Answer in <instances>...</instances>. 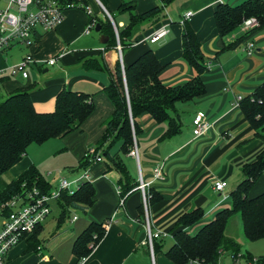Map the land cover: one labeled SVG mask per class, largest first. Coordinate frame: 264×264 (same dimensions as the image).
<instances>
[{
	"label": "crops",
	"instance_id": "crops-1",
	"mask_svg": "<svg viewBox=\"0 0 264 264\" xmlns=\"http://www.w3.org/2000/svg\"><path fill=\"white\" fill-rule=\"evenodd\" d=\"M130 1H134L133 13L136 15L156 7H161L163 12L156 22L147 23L139 28L132 45L121 49V57L116 49L104 48V44L101 43L102 35L99 47L81 49L78 46L84 36L88 37L91 34H85L89 18L82 11H76L77 8L67 10L63 22L56 29L43 33L37 48H28L31 50L28 54H33L35 60L44 61V56L39 55V52L44 46L45 34L48 33L55 41L53 52L55 57L64 54L53 66L67 58L62 72L52 81L46 82V86L44 83L40 85L35 83L31 86L35 109L40 113L54 111L55 106L52 102L57 94L66 88L92 95L96 111L98 100L104 98L100 95H106L104 88L111 81V73L116 63L120 61L123 66L129 65L148 49L155 52L164 66L160 78L166 86L186 84L196 76L194 68L182 56L184 24L180 19L188 12H192L193 16L187 23L201 42L208 67L202 76L205 94L192 101L177 104L182 130L171 138L161 139L167 127L165 124L157 123L149 114L145 113L138 118L141 128L136 137L139 158L130 154L122 156L130 182L137 186L124 200L121 199L118 184L120 173L116 170L107 171L105 160L94 163L89 171L91 183L95 188L94 204L88 209L78 206L63 211L58 200L53 202L51 215L40 228L38 248L29 249L28 240L32 235L10 251L5 264H78V259L73 254V245L79 235L93 222L103 224L106 234L80 264H174L165 253L174 243L173 235L178 218L193 208L204 210V218L188 229V232L194 235L204 224L213 220L220 210L230 207L232 205L230 194L238 185L242 166L252 162L263 149L262 142L256 137L253 127L242 112L239 99L251 95L264 84V27L236 49L225 50L244 34L243 26L222 38L215 21V11L219 4L236 6L246 0H172L169 3L162 0H106L107 6L102 4L112 15L113 11L108 5L119 11L123 2ZM125 23L121 22L119 26L124 27ZM163 27L168 29V34L151 43L149 37ZM150 45L157 46L152 48ZM250 45L253 47L251 54ZM10 52L7 53L8 56ZM3 58L0 55V61ZM92 59H97L103 67L86 68L85 62ZM5 68L7 66L0 67V70ZM31 68L48 72V69L41 67L40 64ZM11 80L0 84L8 87L6 96L19 87L30 86L20 84L21 86L10 87ZM23 80L31 81V75L29 79ZM112 111L114 112V108L108 109L102 119L101 137L107 120L113 114ZM200 112L206 115L210 127L205 134L196 137L193 133V121ZM88 120L81 131L60 139H65L67 146L72 141L81 140L82 138L75 137V134H84ZM98 142L94 146L90 145L88 149L95 147ZM120 148L121 144L118 143L111 152L117 153ZM104 149L105 147L99 153ZM27 155L28 151L21 162L0 175V195L13 180L34 165ZM82 155L83 152H79L78 162ZM158 168L161 169V177L157 178L155 170ZM82 171L71 169L64 178L74 180ZM60 180L53 181L51 185L56 187ZM219 180L227 182L226 188L220 192L215 189V182ZM233 180L236 182H232ZM141 181L147 185L146 195L154 192L159 197L150 204L148 202L147 213L141 209L143 205V192L139 189ZM232 183L237 185L232 188ZM263 192L264 175L256 182L250 195L256 197ZM3 218L4 213L0 211V222ZM147 221L153 232L162 234L157 239L156 249L148 244ZM51 222L53 226L45 240L43 234ZM241 262L233 261V264ZM221 264H224L223 259Z\"/></svg>",
	"mask_w": 264,
	"mask_h": 264
},
{
	"label": "trees",
	"instance_id": "trees-1",
	"mask_svg": "<svg viewBox=\"0 0 264 264\" xmlns=\"http://www.w3.org/2000/svg\"><path fill=\"white\" fill-rule=\"evenodd\" d=\"M100 1L107 6L106 0ZM61 2L79 4L82 10L88 7L87 0ZM133 4L134 1L123 2L119 8L121 14L130 13L129 23L124 27H120L112 15L118 28V37L107 17L105 21L90 17V23L96 19L97 24H100V35L108 37L107 43L103 45L106 50L116 49L118 43L123 50L130 47L139 28L156 22L163 12L161 7H156L136 15L133 13ZM251 17L258 19L259 27L245 32L225 50L236 49L264 27V0H246L236 6L224 3L217 6L215 21L222 38L233 33ZM182 56L196 71V76L184 85L166 86L160 78L164 66L155 52L148 49L132 63L124 65V68L118 61L111 73L109 85L104 88L114 106V112L105 124L101 139L93 148L100 152L105 147L100 154L107 164V171L116 170L120 173L118 184L122 200L137 186L130 182L122 156L130 153L141 132L138 118L145 113L149 114L157 123L167 127L161 139L171 138L182 130L177 104L192 101L205 94L202 76L208 67L201 42L187 21L184 22L182 34ZM85 66L103 67L97 59L86 61ZM6 80L10 78L2 79L3 82ZM30 88L31 86L19 87L0 101V175L21 162L32 144H43L51 139L81 131L84 123L95 112L92 95L63 88L56 96L54 111L40 113L35 109ZM239 105L256 137L262 142L263 149L252 162L242 166L244 178L230 194V207L220 210L213 220L204 224L194 235L188 229L204 218V210L193 208L178 218L173 235L174 243L165 253L174 264H221L225 253L230 254L234 262L239 255L247 262H252L254 256L242 253L237 240L226 234L229 222L236 214L240 215L242 231L248 241L264 240V192L256 197L250 195L256 182L264 175V84L251 95L244 97ZM118 143L121 144L120 150L112 153L111 150ZM95 160L96 156L91 159L83 156L79 162L80 169L90 168ZM33 188L42 193H50L54 188L35 165H31L7 186L0 195V205L15 196H26ZM147 197L149 204L159 198L154 192L147 193ZM58 201L63 211L78 206L88 209L95 202V188L91 182H83L73 194L63 191ZM141 209L144 211L143 205ZM40 228L41 225L28 240L30 250H36L40 245ZM105 234L104 225L93 222L79 235L73 245V254L77 257L78 264L92 253ZM156 247L157 240H154L153 248ZM257 258L258 264H264V256Z\"/></svg>",
	"mask_w": 264,
	"mask_h": 264
},
{
	"label": "built area",
	"instance_id": "built-area-1",
	"mask_svg": "<svg viewBox=\"0 0 264 264\" xmlns=\"http://www.w3.org/2000/svg\"><path fill=\"white\" fill-rule=\"evenodd\" d=\"M106 17L114 26L118 37V28L114 22L111 13L106 9L100 0H97ZM166 2L167 0H162ZM4 7H0V54L9 53L17 47L37 48L39 39L45 32L52 31L60 25L67 10L80 8L79 4L62 3L61 0H5ZM3 0H0V5ZM88 10V7L86 8ZM91 10H88V15ZM193 16L192 12L186 13L181 17V22L184 24ZM97 21L94 19L86 28L85 34L89 35L96 28ZM244 33L259 27V21L255 17L246 19L243 24ZM168 29L163 27L149 37L151 43L159 41L168 34ZM118 51L121 57V47L118 43ZM252 45L249 47V54L252 52ZM64 54L55 58L37 61L33 54H27L23 57L20 63L0 70V84L2 79L12 78L20 75L22 79H29V68L34 65L53 66L57 60L63 57ZM124 68V66L122 65ZM241 98L239 99V102ZM193 133L196 137H200L207 132L210 127L206 115L202 112L198 113L193 121ZM132 157L139 158L137 143L129 153ZM96 156V162H101L104 158L94 148L88 149L84 157L89 159ZM90 168L84 169L81 175L74 179L68 180L62 178L59 184L54 187L50 193H42L39 189L33 188L26 196H15L10 200L3 202L0 205V211L4 213V218L0 222V264H5L6 258L10 251L19 243L31 236L39 225H42L51 215L52 203L57 201L63 191H68L73 194L83 182H91ZM155 176L161 177V169L155 170ZM73 186H76L74 189ZM146 184L140 182L139 189L143 192V206L147 213L148 197L146 195ZM227 186V182L219 180L215 182L216 191H223ZM123 203V202H122ZM148 244L153 247V241L159 239L162 234L153 232L149 221H147ZM243 259L238 256L235 262ZM245 259V258H244ZM246 260V259H245ZM195 264H202L195 262ZM248 264H258V258L254 257L252 262Z\"/></svg>",
	"mask_w": 264,
	"mask_h": 264
},
{
	"label": "rangeland",
	"instance_id": "rangeland-1",
	"mask_svg": "<svg viewBox=\"0 0 264 264\" xmlns=\"http://www.w3.org/2000/svg\"><path fill=\"white\" fill-rule=\"evenodd\" d=\"M88 2V10H91V14L88 15V10H80L77 8L76 11H82V13H85V15L90 19L96 18L98 21H105L106 15L105 12L102 10L100 4L97 0H87ZM6 4L5 0H3V3L0 5V7H4ZM109 8L113 11L112 15L115 16L116 21L118 24L121 22H126L125 25L129 23L130 15L128 13H120L117 10H113L110 5H108ZM90 24V21L88 22L87 26ZM87 28V27H86ZM49 32V31H48ZM91 35L84 36V39L80 41L79 47L81 49L85 48H95V46L99 47L100 44V33L95 31V28L91 31ZM48 36L47 38H45ZM44 37V46L42 47L41 51L39 52V55L44 56L45 60H49L52 58H55L54 52V45L55 41L51 39L48 35V33L45 34ZM152 48H155L157 45H150ZM121 49L123 50L121 44ZM74 48V47H73ZM118 52V48H116ZM33 51V50H32ZM31 52L26 47H17L13 49L10 52V55L8 56L7 53L0 54L4 58L2 61H0V67H10L14 66L21 62L23 57ZM64 59V58H63ZM67 58H65L63 61H59L56 66H44L48 69V72H40L39 69L36 68H29V72L31 75V81L29 80H23L20 75L12 77L10 87L14 86H21L20 84H30V86H33L35 83L37 85H40L41 83H44V86H46V82L52 81L53 78H56L55 76L62 72V69L65 67V61ZM44 68V69H45ZM43 69V70H44ZM8 87H3L0 85V101L4 100L6 96V90ZM100 97H104L103 99L98 100V105L96 108V111L94 114L90 117L86 124V129L83 135L75 134V137H81V140L72 141L71 144L67 146V142L65 139L60 138H54L51 139L43 144H32L28 148V159H31L32 163L40 170V172L43 174L45 179L51 184L53 181H56L57 179H62L66 175L69 174V172L72 170L77 171L80 169L79 167V152H83V155L88 151V147L94 146L96 142H98L101 138V123L103 117L107 114V110L111 109L113 110V105L110 99L104 94H101ZM47 98V97H45ZM99 99V98H98ZM49 101V100H48ZM56 97L54 101L52 102L55 106ZM113 113V111H112ZM111 113V114H112ZM84 148H87L84 150ZM76 149V151H74ZM78 150V151H77ZM243 174L240 172V179L238 180L239 184L241 180H243ZM235 179V178H234ZM232 182H236V180H233ZM235 187L236 185H233ZM229 187V188H231ZM230 190V189H229ZM53 226V222H51L47 227L46 231L43 234V238L45 240L49 236V233L51 231V228ZM226 234L230 237H233L237 240V242L240 244L241 251L243 253H249L254 257H260L264 256V240L256 241V242H250L248 241L243 234L242 231V224H241V218L239 214H236L229 222V225L226 230ZM222 259L224 260V264H233V258L228 253H225L222 256ZM239 261H242L240 264H246L245 259H240Z\"/></svg>",
	"mask_w": 264,
	"mask_h": 264
},
{
	"label": "water",
	"instance_id": "water-1",
	"mask_svg": "<svg viewBox=\"0 0 264 264\" xmlns=\"http://www.w3.org/2000/svg\"><path fill=\"white\" fill-rule=\"evenodd\" d=\"M133 6H135V5H133ZM100 30H101V26H100V24H97V26H96V28H95V31H96V32H100ZM107 41H108V37H105V36H102V37H101V43H102V44H106Z\"/></svg>",
	"mask_w": 264,
	"mask_h": 264
}]
</instances>
